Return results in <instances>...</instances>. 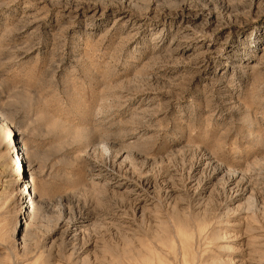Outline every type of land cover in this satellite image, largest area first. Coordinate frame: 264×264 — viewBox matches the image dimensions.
Listing matches in <instances>:
<instances>
[{"label":"rangeland","instance_id":"374dc122","mask_svg":"<svg viewBox=\"0 0 264 264\" xmlns=\"http://www.w3.org/2000/svg\"><path fill=\"white\" fill-rule=\"evenodd\" d=\"M0 264H264V0H0Z\"/></svg>","mask_w":264,"mask_h":264},{"label":"bare ground","instance_id":"6f19581e","mask_svg":"<svg viewBox=\"0 0 264 264\" xmlns=\"http://www.w3.org/2000/svg\"><path fill=\"white\" fill-rule=\"evenodd\" d=\"M10 134V133H9ZM14 135V134H13ZM13 139V140H12ZM11 140H12V142L10 143V145H8V147L10 148V149H12V153L13 152H17V151H19L20 152V154H23L22 153V149H21V147L20 148H18L17 146H16V144H19V142L17 141V142H15V140H14V138L12 137L11 138ZM23 148V147H22ZM19 154V153H18ZM22 156V155H21ZM21 156H19L18 155V159H15L13 162L16 164V166L14 165H11V167H10V174H11V176L12 177H14V178H16L15 180H17V181H19V180H22L23 179V175H24V173H25V166L26 165H24L23 164V161H24V158H22ZM23 159V160H22ZM19 161H20V163H19ZM17 163H18V166H17ZM13 179V178H12ZM29 185V184H28ZM28 185L25 183V186L24 187H21L20 189H19V192L22 194V195H24V196H27V203L26 204H30V205H32L33 204V202H32V198H33V196H32V193H31V188H28ZM29 205V206H30ZM27 206V205H26ZM27 208V207H26Z\"/></svg>","mask_w":264,"mask_h":264}]
</instances>
